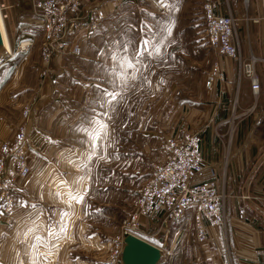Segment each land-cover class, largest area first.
Here are the masks:
<instances>
[{"label":"crops","instance_id":"crops-1","mask_svg":"<svg viewBox=\"0 0 264 264\" xmlns=\"http://www.w3.org/2000/svg\"><path fill=\"white\" fill-rule=\"evenodd\" d=\"M5 1L14 5L11 0ZM89 1L98 4L112 22L106 25L103 22L92 36L91 32L81 39L79 55H64L54 60L43 77V83L33 88L38 100L27 123L26 142L31 175L16 195L14 213L6 216L0 212V264H33L38 255V264H102L108 254L109 240L111 242L119 232L118 228L113 232L107 228L116 227L118 207L124 203L136 204L139 189L149 176L152 165L163 157L162 146L168 136L200 131L206 163H221L218 171L225 175L221 187L227 197L239 196L240 183L247 186L264 178L262 140L239 137L226 144L221 132L230 118L226 104L233 95L235 83L246 86L238 93L241 110L236 116L240 117L241 126H247L248 121L255 122L253 116L248 118L252 115L249 112L259 102L264 106L263 99L259 94L255 99L246 77L237 79L236 65L231 58L206 47L205 32L191 10L196 0H168L178 11H171L157 0H145V23L159 30L160 26L174 20L172 34L157 55L145 57L147 67L142 66L137 78L130 80L125 89L129 105L118 107L117 104L113 118L107 121L108 134L100 140L94 158L91 161L86 159V145L82 143L85 137L77 129L85 118L92 115L90 110L95 107L96 85L108 86L101 66L111 65L109 55L113 42L104 39L109 32L107 26H112L124 11L122 0ZM131 1L125 0V4ZM136 1L131 2L136 4L135 7L138 6ZM30 25H34L32 13L25 16L14 11V7L10 10L5 26L11 46L27 38L25 29ZM93 38L95 40L91 41ZM101 49L108 51L103 54L107 57L99 54ZM92 51L93 57H90L88 53ZM215 56L225 78L217 81L212 90L206 89L208 94L203 79L197 81L198 67L206 72ZM21 63L23 74L27 61L15 67L18 71ZM37 67L40 71V63ZM20 70L11 78L0 74V103L11 93L20 95L16 93V90L21 91ZM263 70L264 59L259 58L255 73L260 90L264 85ZM139 93L145 99H139L140 102L132 100L137 99ZM252 97L254 105L250 108ZM259 114L264 116V109ZM19 121L8 126L0 117V142L14 133ZM119 170L124 174L120 191ZM70 189L77 198L84 196L82 203L72 198ZM118 194L122 197L119 198ZM63 212L67 213L63 218L66 231L60 232ZM140 220L144 225L148 222L144 218ZM239 220L233 216L229 219L233 232L230 246L236 264H260L259 248L264 246V236L257 229H254L256 233H251L252 228L243 219V223ZM158 222L155 223L157 227ZM237 227L242 228V232L237 234L233 230ZM49 228L57 235H50ZM161 230L164 229L159 227V233ZM207 230L209 239L202 251L171 252L145 239L162 250V264H170V256L173 258L171 264H226L217 248L220 228L209 226ZM37 237H43V242L37 241ZM103 237H107V242L101 240Z\"/></svg>","mask_w":264,"mask_h":264},{"label":"built area","instance_id":"built-area-1","mask_svg":"<svg viewBox=\"0 0 264 264\" xmlns=\"http://www.w3.org/2000/svg\"><path fill=\"white\" fill-rule=\"evenodd\" d=\"M216 4L219 3L204 1L202 4L208 46L235 62L237 79L246 77L249 80L256 99L260 83L255 65L259 57L254 54L243 57L234 17L229 12H221V7ZM13 7V4L0 0V17L4 22ZM31 7L33 24L42 30L38 44L41 75L48 72L58 57L79 55V41L106 17L104 10L89 0H31ZM252 20L261 23L264 29V0H261L259 15ZM33 45L31 38L20 40L9 55L26 53ZM224 78V72L215 60L206 74V89L212 90L214 84ZM30 113L25 107L22 111L24 122L16 127L11 137L0 142V212L6 216L14 213L16 195L31 175L26 146ZM201 144L200 131H186L181 136L165 138L163 157L152 165L149 176L139 189L134 209L121 220L119 234L113 239V248L105 264H121L124 235L133 234L146 240L148 234L141 218L150 223L159 220V227L165 229L171 223L182 221L188 208H192L199 244L208 241L209 226L225 227L224 201L227 195L221 187L225 175L218 171L221 163H206ZM260 182V193L239 196L236 209L239 219L245 217L246 201L254 200L264 210V178Z\"/></svg>","mask_w":264,"mask_h":264},{"label":"rangeland","instance_id":"rangeland-1","mask_svg":"<svg viewBox=\"0 0 264 264\" xmlns=\"http://www.w3.org/2000/svg\"><path fill=\"white\" fill-rule=\"evenodd\" d=\"M14 3V11L17 13H21L25 16L31 15V0H11ZM123 2V9L122 13H120V17H118L114 24L112 26H107L109 29V32L106 33L107 38L104 39L107 42H115L119 40H123L126 37H131L135 44L133 47H138L141 40V31L140 27L142 23H145V0H137V5L132 4L131 2H135V0L131 2H127V5L125 4V0H122ZM204 1H210L217 3V0H196L194 3V6L191 7V10L195 13V15L198 17L199 22L201 23V29L205 32V20L202 12V4ZM221 7V12L223 13H231L232 16L235 19L236 23V33L240 40L241 45V51L243 55L249 56L250 54H254L256 57L263 58L264 59V29L262 27L261 23L254 22L252 19H255L261 10V0H219ZM132 4V5H131ZM125 6V7H124ZM105 25L107 23H111L110 17H105L104 21ZM26 33L25 35L27 38H31L34 40V45L32 48L26 52V53H15L14 55L9 54H0V74H5V77L11 78L16 70V65L20 62L27 61V64H25V68L22 72V63L21 68L18 67V71L20 70V74L22 77V83H21V91L16 90V93H20V95H14L11 93L8 98L3 99L2 103H0V117L5 120L4 124L6 125H14L18 120L19 123L24 122V118H22V111L25 107H28L30 111L32 110V107L37 104V98L35 97L33 88L41 85L43 83V77L46 75H41L40 71H37V66L39 65L38 60H40L39 57V51H38V44L40 37L42 35V30L39 26L30 25L26 27ZM96 30V29H95ZM94 30V31H95ZM94 31L90 34L94 33ZM90 39V37H89ZM204 44L209 49H212V51L217 52L213 48L208 46L206 34L204 33ZM95 38H93L91 41H94ZM89 41V40H88ZM16 45V44H15ZM12 46V50L14 51V48L16 46ZM30 52V53H29ZM108 52L107 50L104 51V53ZM29 53V54H28ZM218 53V52H217ZM90 54V57H93V51L88 53ZM26 55V56H25ZM102 57H107L106 55H103ZM217 60V57L215 56L212 60L213 62ZM4 62L5 65L1 66ZM211 65V67H212ZM262 65V64H261ZM89 68V66H88ZM209 69L204 73L202 72V67H198V82H201L202 79L205 84L206 74L210 70ZM17 71V72H18ZM264 71V70H263ZM104 75V73H102ZM145 81V76L142 78ZM240 84L239 86L235 83L234 89H233V95L228 100V113L230 114V118L227 121V124H224L223 126V139L226 140V144L229 143V141H233L239 137H252L261 139L263 142V146L260 148L261 150L264 149V116H260L261 109H264V106L258 103L257 107L255 109L251 110L249 112L248 118L250 119L251 116L254 117L255 122L248 121L247 126L243 125L241 126V120L239 122L240 117H237L236 115L240 112V105H239V98L238 93L239 91H244L246 88L245 85ZM125 89L122 90V99L118 103L119 106H128L129 102L128 99L125 97ZM206 90V88H205ZM22 92V93H21ZM206 93L208 91L206 90ZM209 94V93H208ZM259 95L262 97L264 102V85H262V88L259 92ZM145 99V96H142V94L139 93L137 96V99L132 98V100H135L136 102H140V100ZM252 104L250 105V108L254 105V99L251 98ZM130 101V100H129ZM133 106H138L133 104ZM202 106V105H200ZM125 114V111H123ZM257 113V116L254 115ZM127 115V114H126ZM120 115L119 117H121ZM136 116V115H135ZM29 120V118H28ZM27 120V122H28ZM18 123V125H20ZM17 125V127H18ZM221 128V127H220ZM193 131H199V130H193ZM13 135V134H12ZM11 135V136H12ZM9 136V137H11ZM8 137V138H9ZM253 148V146H252ZM120 169V164H119ZM124 174L119 170L118 171V190H121V178ZM237 182L240 180H236ZM260 181L258 179L254 180L253 182L249 183L247 186L242 185L243 183H240L238 186L239 196L243 194L248 193H260ZM127 185V184H125ZM228 183L226 182V192H228L227 188ZM142 186V185H141ZM242 191V192H241ZM244 192V193H243ZM239 196L237 198L227 197L224 201L225 205V214H226V224L225 227H219V235L217 241V248L221 251L225 263L226 264H236V258L233 255L232 248H231V237H232V231L229 226V219L231 216L236 217V209L237 204L239 203L240 199ZM118 197L121 198L122 195L118 194ZM137 200V199H136ZM125 205V206H124ZM122 207H118V213H117V222L116 227L111 226L107 229L109 231H114V229L119 230L120 222L121 220L131 211L134 209L133 204L124 203L121 205ZM240 223H243L245 221L249 227L252 228L250 231L251 233H256L254 229L258 230L259 233H261L264 236V210L261 209L256 201L249 200L246 201V213L245 217L243 218V221ZM157 220L154 222H147L144 227V231L148 236L146 238L148 240H151L153 242H156L157 244L161 245L164 250L171 251L172 250H198L202 251L204 248V244H199L196 240V225L193 217V209L188 208L186 211V215L183 218L182 221L179 223H171L167 228H165L163 231L161 230L159 233V227L155 225ZM207 225V222L204 221ZM250 222V223H249ZM233 230H236L237 234L239 232H242V228L237 227L233 228ZM108 231V232H109ZM246 233V231H243ZM249 232V231H248ZM235 233V231H234ZM235 233V234H236ZM119 234V232H118ZM103 242H107V237L101 238ZM113 240H109L108 243V254L106 255L104 261L102 264H105L108 256L110 255L111 249L113 248ZM230 243V244H229ZM216 243H213V245ZM212 245V244H211ZM264 245V243L262 244ZM219 246V247H218ZM259 250H261V254L259 257L260 264H264V246H260ZM162 261V260H161ZM159 261L158 264H162V262ZM168 263H172L173 258L172 256L169 257Z\"/></svg>","mask_w":264,"mask_h":264},{"label":"snow or ice","instance_id":"snow-or-ice-1","mask_svg":"<svg viewBox=\"0 0 264 264\" xmlns=\"http://www.w3.org/2000/svg\"><path fill=\"white\" fill-rule=\"evenodd\" d=\"M157 3L170 8L171 11H178V8L170 5L168 0H157ZM173 26L174 20L160 26L159 30L155 29L152 25L142 23L140 27L142 36L138 47H133L135 41L131 37L115 41L110 46L109 59L111 60V65L101 66L104 68L108 86L101 87L100 84L96 85L97 97L93 101L95 107L90 110L92 115L85 118V121L77 129L85 137L82 143L86 145L85 154L86 159L89 161L94 158L100 140L108 134L107 121L113 118L112 114L115 113L116 106L122 99V90L127 87L130 80L137 78L136 74L142 66L147 67L144 64L145 57H153L158 54L161 47L165 45L168 37L171 36ZM99 54L103 55L104 50L101 49ZM69 194L77 203H82L84 200L83 195L77 198L71 189L69 190ZM66 215V212L61 214L60 232L66 231V224L63 220ZM49 234L52 236L57 235L51 228H49ZM36 239L42 243L44 238L37 237ZM33 247H38V245H33ZM38 261L39 255L33 261V264H38Z\"/></svg>","mask_w":264,"mask_h":264},{"label":"water","instance_id":"water-1","mask_svg":"<svg viewBox=\"0 0 264 264\" xmlns=\"http://www.w3.org/2000/svg\"><path fill=\"white\" fill-rule=\"evenodd\" d=\"M4 49V42L0 30V53ZM162 257V250L156 245L133 234L123 237L121 264H158Z\"/></svg>","mask_w":264,"mask_h":264},{"label":"bare ground","instance_id":"bare-ground-1","mask_svg":"<svg viewBox=\"0 0 264 264\" xmlns=\"http://www.w3.org/2000/svg\"><path fill=\"white\" fill-rule=\"evenodd\" d=\"M0 30H1L2 38H3V42H4V49L1 53H2V55L3 54H9L12 52V46H11L10 41H9L5 22L1 19V17H0Z\"/></svg>","mask_w":264,"mask_h":264}]
</instances>
